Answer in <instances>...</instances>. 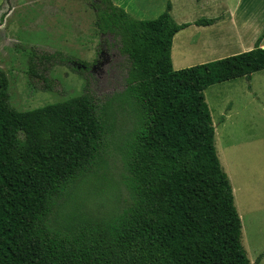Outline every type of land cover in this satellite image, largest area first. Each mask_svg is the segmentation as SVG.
I'll return each instance as SVG.
<instances>
[{"label":"trees","instance_id":"1","mask_svg":"<svg viewBox=\"0 0 264 264\" xmlns=\"http://www.w3.org/2000/svg\"><path fill=\"white\" fill-rule=\"evenodd\" d=\"M90 7L126 61L123 92L18 112L0 71V264H251L203 93L264 71V30L251 51L174 71L173 38L191 24L173 21L170 0L149 21L111 0ZM52 61L75 63L34 53L46 88ZM113 173L108 211L84 210L87 187Z\"/></svg>","mask_w":264,"mask_h":264},{"label":"rangeland","instance_id":"2","mask_svg":"<svg viewBox=\"0 0 264 264\" xmlns=\"http://www.w3.org/2000/svg\"><path fill=\"white\" fill-rule=\"evenodd\" d=\"M91 1L0 0V71L7 79L11 108L18 112L32 111L83 95L86 89L100 99L124 91L126 61L119 54L113 36L99 34ZM111 1L115 6L118 1L125 5L134 20L144 21L162 15L168 2ZM170 3L174 6L171 16L175 22L180 20L179 15L187 20L210 17L208 12L200 11L201 2L170 0ZM219 8L218 5L217 11ZM187 33L174 40L172 60H178L179 56L185 59L181 55L184 51L194 58L189 63H196L193 67L201 65L200 60L210 63L236 52L226 47L224 53H204L193 44L197 38L192 31ZM230 33L226 27L216 28L209 33L208 40L223 39L220 36L230 40L227 37ZM262 40L264 44V37ZM214 41L213 47L217 40ZM34 53H57L75 63L52 61L40 65L39 72L48 80L46 88L43 81L30 76L29 61ZM220 56L223 58L217 59ZM203 97L215 130L217 158L230 182L241 220V244L247 259L254 264L264 255V71L252 75L250 81L238 79L212 86ZM116 179L117 174L113 173L87 187L83 193L88 198L84 210L94 215L106 213L109 206L101 197L115 193Z\"/></svg>","mask_w":264,"mask_h":264},{"label":"crops","instance_id":"3","mask_svg":"<svg viewBox=\"0 0 264 264\" xmlns=\"http://www.w3.org/2000/svg\"><path fill=\"white\" fill-rule=\"evenodd\" d=\"M195 2L197 4L201 2V12L209 13V18L202 19H217L218 22L209 27H196L193 26V23L198 21V19L187 20L185 17H181V15H179L180 20H178V22H175L173 20L177 25L191 24L189 28L179 32L173 38L170 57L172 68L174 71L190 68L192 65L196 64H189L193 61L194 58L191 59L190 55L185 54L184 51L181 53V55L186 57L185 59L181 58L182 56H179L178 60H172V52L175 49V45L173 47V43H175L174 40H176L177 37L180 36V34H184V32L186 31H188V33L189 31H192L193 36L197 38L196 41L193 42V44L198 46L196 48H200L204 53H209V51H212V53H224V49L226 47H229L232 48L233 51H236L233 52L234 55H238L251 51L254 48L257 39L264 30V0H234V2L232 3H229L228 0H195ZM117 5V7L123 9L128 14V10L126 9L125 5L119 3V1L117 2ZM218 5L220 6V8L217 11ZM171 9L172 15L174 12L173 4H171ZM201 15L202 14H200V16ZM224 27L231 30V33L227 36L230 38V40H228L225 36H220L223 39H214L217 41L216 45H214L213 47V43L215 41L213 39L208 40L211 38V34L209 33L215 31L216 28H220L221 30L224 29ZM262 41L259 45L261 49L264 48V44ZM221 58L223 57L220 56V58L217 59ZM206 62L208 63L209 61L206 60L203 62L200 60L201 65L202 63ZM261 262H264V259H262L258 264H260Z\"/></svg>","mask_w":264,"mask_h":264}]
</instances>
